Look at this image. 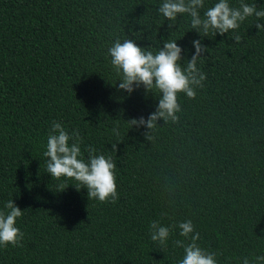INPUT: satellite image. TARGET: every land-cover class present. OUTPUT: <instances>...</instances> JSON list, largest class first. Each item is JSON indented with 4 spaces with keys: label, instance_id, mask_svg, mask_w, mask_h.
<instances>
[{
    "label": "trees",
    "instance_id": "trees-1",
    "mask_svg": "<svg viewBox=\"0 0 264 264\" xmlns=\"http://www.w3.org/2000/svg\"><path fill=\"white\" fill-rule=\"evenodd\" d=\"M160 3L0 0V210L13 200L24 234L22 246L0 247V264H178L175 242L191 240L176 225L188 219L217 264L264 255V31L250 17L239 43L232 32L201 37L187 16L170 27ZM168 39L181 47L182 67L193 41L207 47L204 87L195 100L178 94L177 122L132 126L156 111L160 93L119 89L108 49L132 40L156 52ZM53 121L78 130L85 158L88 146L113 158L115 203L46 173ZM155 220L171 228L163 245L151 240Z\"/></svg>",
    "mask_w": 264,
    "mask_h": 264
},
{
    "label": "clouds",
    "instance_id": "clouds-1",
    "mask_svg": "<svg viewBox=\"0 0 264 264\" xmlns=\"http://www.w3.org/2000/svg\"><path fill=\"white\" fill-rule=\"evenodd\" d=\"M157 11L171 22L170 27L175 25L178 16H187L191 29L196 30L201 37L209 34L215 36L217 33L223 36L232 32L234 40L239 43L241 37L236 30L250 17L255 18L256 28L264 31V24L260 23L264 21V7L258 8L256 3L249 4L245 0H239L238 7L231 6L229 0H218L214 6L206 9L205 0H161ZM192 43L195 54L191 60L186 61V67H182L180 63L182 49L172 39L165 41L163 47L156 52L145 51L132 40H117L108 49L110 63L120 77L119 89L131 94L134 86L138 88L143 85L146 91L155 89L160 93L156 111L147 121L143 117L131 120L132 126L144 125L151 129L161 118L177 122V113L181 111L178 94L183 93L188 99H196L197 89H202L207 79L198 63L201 54L208 49L199 40ZM146 138L151 139L148 136ZM80 141L78 130L70 135L61 123L53 121L47 137L46 151L43 153L47 158L46 173L52 179L74 180L76 183L73 185L77 190L87 189L89 200L115 203L119 199L116 163L111 156L98 154L92 146H88V156L85 158ZM112 151H116V145H113ZM22 214L23 211L13 200L4 204V210H0V247L22 246L24 234L16 226V221ZM176 227L179 228L181 237L191 240L187 244L184 240L175 242L184 252L178 264H217V254L198 245L200 233L196 231L191 219L180 222ZM149 229L151 240L161 245L168 241L171 234V228L163 226L160 220L152 221ZM243 264H264V255L253 256L251 259L244 257Z\"/></svg>",
    "mask_w": 264,
    "mask_h": 264
}]
</instances>
